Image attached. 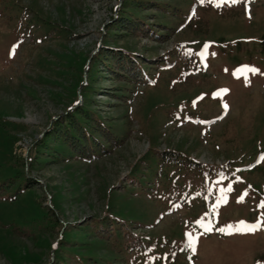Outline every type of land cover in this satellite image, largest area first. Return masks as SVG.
Wrapping results in <instances>:
<instances>
[{
	"label": "rangeland",
	"instance_id": "rangeland-1",
	"mask_svg": "<svg viewBox=\"0 0 264 264\" xmlns=\"http://www.w3.org/2000/svg\"><path fill=\"white\" fill-rule=\"evenodd\" d=\"M119 1L0 0V127L7 124L12 131L13 123L21 126L13 132L17 139L12 145L19 167L35 155L33 142L47 132L53 119L61 121L71 104L72 85L81 77L80 56L96 60L85 70L95 89L88 106L128 132L122 144L94 160L56 159L41 167L33 161L34 167L24 168L32 181L24 193L21 189L19 202L0 193V264H49L61 234L68 238L70 229L105 215L110 216L106 228L89 236L90 242L83 244L85 237L78 233V245L62 248L82 256L118 257L115 262L124 259V264H264V228L230 236L218 231L201 235L194 255L187 249L186 235L203 230L196 224L201 219L212 220L219 229L241 220L254 223L264 212L258 208L264 201V162L259 161L264 154V0L219 8L200 0H164L179 4L189 15L181 25L174 15L156 16L168 18V25L175 28L162 41L142 34L137 39L117 36L122 29L110 24ZM178 41H188L198 59L197 70H189L187 49L180 50L188 73L173 63L160 77L152 76L155 84L134 87L127 103L113 95L117 81L95 58L108 52L104 46L114 44L158 59L175 50ZM209 44L205 62L201 52ZM97 47V54L91 55ZM172 57L173 62L178 60ZM149 61L155 65V60ZM244 65L260 70L248 75V86ZM220 89L229 91L221 98ZM168 148L222 166L211 169L185 162L184 169L173 175L174 163H161L155 152ZM228 187L232 189L228 203L222 204L220 188ZM241 196L244 202L238 203ZM217 203L222 206L214 218ZM49 209L57 224L29 217L47 218ZM18 223L24 229L16 233L12 229ZM119 231L125 241L123 253L113 242ZM34 232L50 246L33 239Z\"/></svg>",
	"mask_w": 264,
	"mask_h": 264
},
{
	"label": "trees",
	"instance_id": "trees-1",
	"mask_svg": "<svg viewBox=\"0 0 264 264\" xmlns=\"http://www.w3.org/2000/svg\"><path fill=\"white\" fill-rule=\"evenodd\" d=\"M132 1L135 2L137 0H122V4L116 12V19L114 18L110 24V26L122 29V32L120 34L118 33L117 36H130L137 39L138 35L142 34L147 35L156 41H162L163 38L168 35V30L173 31L175 28L172 24L168 25V18L158 20L156 16L169 17L174 15L179 20V23L183 22L186 16L183 10L176 5H172L171 8H169L170 3L166 1L138 0L136 4H139L141 7L131 3ZM147 15H151L155 18L148 20L146 18ZM162 27H164V29ZM106 33V37L108 36L109 38L110 32L107 31ZM106 40L107 39L104 41L106 42ZM115 46L117 48L104 46L108 52H101V50V53H96L97 55H94H96L95 58L97 57L105 64L106 73L111 74L113 79L117 81V86L114 88L113 95L121 97L124 102L127 103L130 99V91H132L138 83H144L149 70L151 67H154L151 66L149 60L155 59H151V56H145L139 53L135 48L130 46ZM170 53L171 52H169V55ZM159 57L160 59H157L158 62L161 61L159 66L162 62L168 61L167 55ZM84 59L86 61L87 58L80 56L78 59V67L81 72V77H79V80L72 85L71 89L73 97L70 99V105H74V107L72 109H66V113L61 121L58 120V118L53 119L50 126H48L47 132L41 136V138L33 142L35 155H29L26 158L27 160L24 166L19 167V162L17 163L15 161L16 154L12 153L13 142L17 139V136L13 132L21 127L20 124L13 123L9 126L12 128V131L5 128L8 126L7 124H3L0 127V193H5L6 195L9 194L12 198L10 201H15L16 204L19 202V193H24L25 188H27L26 185L28 182L30 183L32 181L24 172L25 165H28V167H34L32 163L35 161L36 165L41 167L43 164H46L49 161H55L56 159L66 160L71 158H82L85 160H93L100 155L117 148L126 138L128 133L127 128H118L112 121H106L98 111L91 108V106H88L90 100L93 102L91 92L94 89L93 86L91 87L88 72L86 74V82L82 84L79 90V95L81 96L82 101L80 104L75 105L76 99L78 98V88L83 80ZM95 62V59L90 60L87 69L92 65L94 66ZM180 64L182 68L188 67L182 61H180ZM91 72L94 73L93 67ZM84 91L88 92V97H85ZM145 155L146 152L142 157ZM181 156L184 155L174 149L160 151V154L157 155L159 159L158 161H161V163L167 160L170 163H174V166L173 164L170 165L173 166V169L171 170V174L173 175L176 171L184 169V165L182 167L181 164L185 162H187V165L194 164L195 166L202 167L200 163L191 160L189 156H184L185 158ZM178 163L180 165H177ZM215 166L216 165L208 167L212 169ZM11 186H14V188H11ZM21 189L23 190L22 192H20ZM29 191L32 190L28 189V192ZM35 204L37 209L41 210L43 208L39 202L36 201ZM8 205H14V202H8ZM47 211L49 213L47 218L46 216L40 217L38 214H30L29 217L32 220H48L47 223L49 225L57 224V218H53L50 209ZM106 217L110 218L109 215L97 218L93 216L91 223L85 224V222H82L83 224L69 230L70 234L68 238L61 234V240L53 251L54 259H52V263L49 262V264H56V261H60L61 264H69L68 261H66L67 257L73 261L72 264H104L101 261L102 259L106 260V264H124V257L121 258L124 262L119 261V263L115 262V260H119L118 257L112 258L108 256L103 258L97 255L91 256L89 254H84V256H82L72 254L68 252L67 249L62 248V245H67L69 249L78 245L79 243L76 241V234L78 233H82L85 237L83 244H86L88 241L90 242L91 240L88 239L89 236H96V232H98L101 227L106 228V224L108 223ZM24 218L25 217H22L20 222H23ZM75 225L76 224H74V226ZM22 227L23 224L18 223L14 225L12 230L19 233L16 229L22 230L24 229ZM18 235H21L20 239H22L23 234ZM30 236H32L33 239L36 238L38 241L43 239V243H46L48 247L50 246L49 240L46 238L44 239L40 234L34 232L31 233ZM113 242L118 246L117 250L119 252L123 253L125 251V241L120 231L116 234V238ZM83 247L85 248L86 245Z\"/></svg>",
	"mask_w": 264,
	"mask_h": 264
},
{
	"label": "snow or ice",
	"instance_id": "snow-or-ice-1",
	"mask_svg": "<svg viewBox=\"0 0 264 264\" xmlns=\"http://www.w3.org/2000/svg\"><path fill=\"white\" fill-rule=\"evenodd\" d=\"M240 2H245L246 4H250L251 0H200L201 4L204 3H213L215 4L216 7H222L225 4H237ZM248 14L250 17V10H248ZM192 15H195V11L193 10ZM19 46V44L14 45L10 55L14 56L15 55V50L16 48ZM210 47L209 45L205 46V49L201 52V56L204 57L205 62H206V58H207V48ZM212 55H215V53H211ZM260 70L257 69L255 66L252 65H244L243 66V72L242 74L246 77L245 79V84L246 86L250 85L251 80L248 77L249 74H256L259 73ZM239 78V77H238ZM229 90L228 89H220L218 90L219 95H221V98L224 94H227ZM222 107L225 109V114L227 113V109H228V105L226 102H224L222 104ZM223 116L218 117V119H222ZM259 161L260 162H264V154H261V156L259 157ZM250 167H254L250 166ZM239 171V170H237ZM232 189L231 187L228 188H220V196L218 197V201H221L222 204H227L228 203V193L231 192ZM245 195H247V193H245ZM244 202V197L241 196L238 199V203H243ZM221 203H217L216 208L213 210V217L215 218V215L218 214V209L220 206H222ZM258 208L264 210V201H261L258 204ZM196 224L198 226H203V230L200 231L199 228L196 230L195 234L193 232H189L187 233V249L190 250L192 252V254L194 255L197 251V245L199 243V238L201 235H206L209 234L213 231H218L220 232L222 235H233L235 233H241V234H245V233H254L258 230H260L261 228H264V212L261 213V215L259 216V218L257 219L256 222L254 223H249L248 221H238L235 224H231V225H225L224 227H221L219 229H216L213 225L212 220H208L205 221L203 219L198 220L196 222ZM152 259H155L154 257ZM189 260H191V256L189 257ZM258 264H260V262H258Z\"/></svg>",
	"mask_w": 264,
	"mask_h": 264
}]
</instances>
